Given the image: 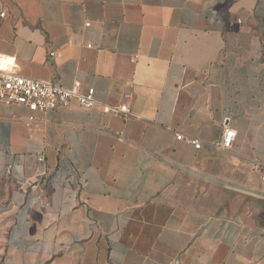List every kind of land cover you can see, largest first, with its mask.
Segmentation results:
<instances>
[{
  "label": "crops",
  "instance_id": "1",
  "mask_svg": "<svg viewBox=\"0 0 264 264\" xmlns=\"http://www.w3.org/2000/svg\"><path fill=\"white\" fill-rule=\"evenodd\" d=\"M1 3L22 77L129 113L0 103V264H264V0Z\"/></svg>",
  "mask_w": 264,
  "mask_h": 264
},
{
  "label": "built area",
  "instance_id": "2",
  "mask_svg": "<svg viewBox=\"0 0 264 264\" xmlns=\"http://www.w3.org/2000/svg\"><path fill=\"white\" fill-rule=\"evenodd\" d=\"M6 15L7 11L0 0V19L5 18ZM54 55V52L49 53L51 58ZM16 69L17 65L14 59L0 56V103L24 107L29 113L28 123H32L35 120L36 114L46 111L65 110L72 103H76L84 109L99 107L103 113L123 115L129 113L125 105L111 106L97 103L93 97V90L89 88L81 91L78 88V83H75L71 88H66L60 81H35L22 77ZM176 139L186 141L196 150L201 147L198 141L183 138L181 135H177ZM235 139V130L226 123L223 126L220 140L215 144V148L219 151H227L232 147ZM38 161L42 162V157H39ZM10 171L11 167L8 166L5 173L9 174ZM59 180L66 185H70L72 181L69 176H61ZM261 183L264 185V167L261 168ZM260 236L264 241V229L261 230Z\"/></svg>",
  "mask_w": 264,
  "mask_h": 264
}]
</instances>
